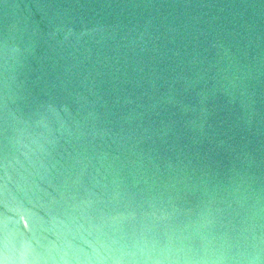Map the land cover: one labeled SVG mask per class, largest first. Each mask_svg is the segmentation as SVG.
I'll return each instance as SVG.
<instances>
[{
    "label": "water",
    "instance_id": "obj_1",
    "mask_svg": "<svg viewBox=\"0 0 264 264\" xmlns=\"http://www.w3.org/2000/svg\"><path fill=\"white\" fill-rule=\"evenodd\" d=\"M0 264H264V0H0Z\"/></svg>",
    "mask_w": 264,
    "mask_h": 264
}]
</instances>
